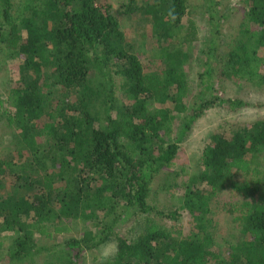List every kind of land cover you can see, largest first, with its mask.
<instances>
[{"label": "trees", "instance_id": "obj_1", "mask_svg": "<svg viewBox=\"0 0 264 264\" xmlns=\"http://www.w3.org/2000/svg\"><path fill=\"white\" fill-rule=\"evenodd\" d=\"M245 1L246 27L217 66L213 25L200 100L189 106L183 63L190 54L179 45L197 39L189 0L125 4L127 12L149 16L160 38L171 39L162 72L146 70L103 0H0V59L17 65L7 102L18 132L0 158V246L11 235L7 264H80L114 235L115 253L98 264H264V176L236 184L242 236L227 252L217 247L210 206L213 191L234 184L236 172L252 175L250 156L264 149V119L212 134L203 169L189 177L179 209L149 200L153 178L174 165L180 142L207 108L247 104L214 95L221 78L264 84V0ZM180 113L186 116L173 136ZM182 211L193 223L182 235L158 225L132 239L119 232L125 218L178 221ZM79 224L78 237L56 241Z\"/></svg>", "mask_w": 264, "mask_h": 264}, {"label": "rangeland", "instance_id": "obj_2", "mask_svg": "<svg viewBox=\"0 0 264 264\" xmlns=\"http://www.w3.org/2000/svg\"><path fill=\"white\" fill-rule=\"evenodd\" d=\"M103 1L112 5L122 30L127 39L134 44L135 52L145 64L146 70L148 72H162L164 70L163 57L168 50L172 49L171 39L160 38L156 34L152 19L149 16L127 12L125 4L129 0ZM210 1L189 0L190 13L188 17L196 25L197 39L187 43L183 39L182 43L178 42L180 47L190 54V58L183 63L184 70L188 75V90L183 99L189 106L200 100L202 89L200 73L203 72L204 63L207 61V48L211 41L213 25H216L219 30L215 66L227 57L235 39L240 36L246 27L244 22L248 6L245 0H219L216 5H214L215 2ZM213 5V13H210V7ZM211 14L214 15L213 22H211ZM185 28L189 29L188 21ZM251 29L254 30L255 27ZM179 45L177 44V47ZM0 61V158H3L7 155L9 149L13 147V134L17 135L18 132L8 116V114L11 116V106L7 102L8 91L17 79V65L12 59L6 57L0 59ZM115 79L116 85L119 86V77H115ZM220 82L221 84L213 91L214 95H217L220 99L241 100L247 104L234 108L229 104L216 102L196 119L187 132L185 139L180 142V149L174 160V165L158 173L152 180L149 200L154 206L171 211L179 209L183 205L186 183L189 177L202 171L201 154L215 131L223 128L234 131L241 126L252 125L258 120L264 119V106H261L264 105V84L247 81L245 78L236 75L231 78L222 77ZM115 90L116 95L121 98L122 93L119 87H116ZM185 116L186 114L180 113L177 117L173 125V136L179 133ZM41 139L44 140V137ZM250 160L254 169L252 175L236 172L233 178L234 184L222 189L216 188L210 201L211 216L217 221V227L215 228L217 247L224 252L229 251L232 246L238 244L242 236L241 223L237 217L239 211L233 208L237 202L241 203V200H243V197L237 192L236 184L264 176V149H260L250 156ZM135 217L123 219L122 226L119 228V232L130 239L151 225L163 227L175 235H182L181 233H187L193 229L192 219L187 211H182V217L178 221L153 215ZM88 225L94 227L97 233L101 231L100 227L96 226V222H89ZM77 226L79 228L63 233L56 241H63L70 236L78 237L82 233L80 229L82 225ZM1 241L0 264H7L9 261L4 259V256L11 242V235L2 238ZM116 245L117 240L114 235L100 248L85 253L80 264H98V261L102 258L112 257L116 251Z\"/></svg>", "mask_w": 264, "mask_h": 264}]
</instances>
